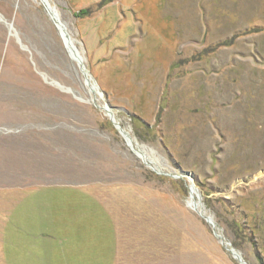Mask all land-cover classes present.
Here are the masks:
<instances>
[{
	"label": "rangeland",
	"instance_id": "obj_1",
	"mask_svg": "<svg viewBox=\"0 0 264 264\" xmlns=\"http://www.w3.org/2000/svg\"><path fill=\"white\" fill-rule=\"evenodd\" d=\"M48 1L91 82L0 0V264H264V0Z\"/></svg>",
	"mask_w": 264,
	"mask_h": 264
},
{
	"label": "water",
	"instance_id": "obj_2",
	"mask_svg": "<svg viewBox=\"0 0 264 264\" xmlns=\"http://www.w3.org/2000/svg\"><path fill=\"white\" fill-rule=\"evenodd\" d=\"M44 9L46 10L48 16L50 17V19L52 20L53 24L55 25V27L57 28V30L59 31V35L63 38L65 37L69 44H70V47H71V50L75 53V56H74V59L76 61V63L78 64L79 66V69L81 71V73L83 74L86 82L90 83L91 80L89 78V74H88V71L85 69L84 65H83V59L82 57L79 55L78 51L75 49V46H73V41L69 35V33L67 32L66 30V27L65 25L61 22L60 18H59V15L58 13L56 12L55 8L49 3L48 0H44L41 2ZM93 85L96 86V84L94 83L93 81ZM97 87V86H96ZM94 91V89L92 88V92ZM94 105L95 107L97 108H100L102 109L106 114L107 116L109 117L111 123L114 125L115 129L118 131V133L123 137V139L125 140L127 146L138 156L142 159V161L147 165L149 166V163L146 161V157H145V153L140 150L139 148H136L137 145H134L130 135L128 134V132H126L121 126L120 124L115 120L114 118V110L113 108L107 103L105 102L104 105L101 107L99 106L95 101H94ZM136 146V147H135ZM181 177L182 176H186L188 178H192V175L190 173H187V172H183V171H180V174H179ZM194 207L196 206L195 203L193 204ZM199 214L201 215V217H203L206 222L211 225L212 229H213V233L216 237L222 239V237L216 232V229H215V225L212 221V219L209 217V216H204L202 214V212H199ZM239 262L240 264H246L245 261L242 260V258L240 257V255L234 251L233 249H230V248H226Z\"/></svg>",
	"mask_w": 264,
	"mask_h": 264
},
{
	"label": "crops",
	"instance_id": "obj_3",
	"mask_svg": "<svg viewBox=\"0 0 264 264\" xmlns=\"http://www.w3.org/2000/svg\"><path fill=\"white\" fill-rule=\"evenodd\" d=\"M16 189H17V186H15L14 184H5V185H3V186H0V190H2V191H12V192H14V191H16ZM2 200H0V203L1 204H3V205H8V202H1ZM14 204V201L12 200L11 201V204H10V207L12 206ZM11 210H12V208H11Z\"/></svg>",
	"mask_w": 264,
	"mask_h": 264
},
{
	"label": "bare ground",
	"instance_id": "obj_4",
	"mask_svg": "<svg viewBox=\"0 0 264 264\" xmlns=\"http://www.w3.org/2000/svg\"><path fill=\"white\" fill-rule=\"evenodd\" d=\"M40 2H42V1H44V0H39ZM61 37V36H60ZM62 38V37H61ZM65 40H63L64 42H65V44L68 46V47H70V44H69V42H68V40L65 38V37H63ZM62 38V39H63ZM80 55V54H79ZM81 56V55H80ZM72 60L73 61H75V59H74V56L72 57ZM76 62V61H75ZM95 87V90L97 89V87L96 86H94ZM99 95L101 96V93H99Z\"/></svg>",
	"mask_w": 264,
	"mask_h": 264
},
{
	"label": "trees",
	"instance_id": "obj_5",
	"mask_svg": "<svg viewBox=\"0 0 264 264\" xmlns=\"http://www.w3.org/2000/svg\"><path fill=\"white\" fill-rule=\"evenodd\" d=\"M105 1V0H104ZM88 12L87 11H85V12H83V11H81V13L80 14H87Z\"/></svg>",
	"mask_w": 264,
	"mask_h": 264
}]
</instances>
